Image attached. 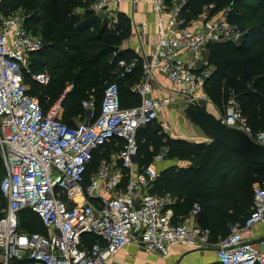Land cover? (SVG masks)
Returning <instances> with one entry per match:
<instances>
[{"label":"built area","instance_id":"built-area-1","mask_svg":"<svg viewBox=\"0 0 264 264\" xmlns=\"http://www.w3.org/2000/svg\"><path fill=\"white\" fill-rule=\"evenodd\" d=\"M121 1L93 0L90 7L108 19L118 12ZM149 2L163 24L152 51L141 57H119L115 66L122 77L140 64V78L130 86L139 102L121 106L119 85L111 81L103 89L99 112L93 98L83 99V118L73 125L62 121L68 86L43 107L24 81L25 73L38 85L50 81L47 71L29 68V57L42 48V38L27 29L20 11L0 12V159L5 169L0 191L6 200L0 216V255L5 264L13 257L26 259L24 264H106L132 242L166 257L169 245L178 241L191 249L213 248L220 264H264V235L251 238L254 227L264 222V180L253 185L252 206L244 222L229 225L226 236L211 242L209 230L196 221L198 202L188 212L192 222L173 223L170 206L175 198L151 191L160 172L154 164L164 160V153L155 154L146 167L136 161L137 129L158 119L169 130L163 112L176 97L210 101L204 91L212 71L209 46L238 45L246 32L228 20L226 11L189 27L181 18L185 0ZM130 3L135 7L137 0ZM159 76L169 82L162 96L154 95ZM221 119L264 143V129L251 130L233 89L228 90ZM112 139L119 148L109 159L102 158L85 180L93 152ZM24 208L36 213L46 233L19 229L18 213ZM85 233L97 240L83 246Z\"/></svg>","mask_w":264,"mask_h":264},{"label":"trees","instance_id":"trees-1","mask_svg":"<svg viewBox=\"0 0 264 264\" xmlns=\"http://www.w3.org/2000/svg\"><path fill=\"white\" fill-rule=\"evenodd\" d=\"M93 0H1L0 12L8 15L14 10L25 17L28 30L43 40L42 48L29 57L33 72L47 71L50 81L38 85L24 74L28 92L38 97L46 107L72 83L62 100V121L73 125L81 111L77 95L95 94L96 113L99 112L102 92L107 83L117 81L120 105L129 107L139 102L130 90L141 74L140 64L122 77L115 72L119 57L138 56L132 50L118 49L123 31L131 29L130 19L117 12L114 23L97 15L90 7ZM225 9L228 20L244 30L238 45L218 42L209 46L207 60L212 68L204 83V91L222 115L228 90L233 89L247 123L253 132L264 129V0H185L181 11L183 24L198 20L205 9ZM212 9V10H211ZM82 12V16L78 13ZM204 17V16H203ZM102 22L98 24V21ZM96 28V30H95ZM92 30V32H88ZM139 60V57H138ZM54 85V86H53ZM48 88L45 93L40 89ZM64 88V89H63ZM63 89V90H62ZM62 90V92H60ZM97 97V99H95ZM155 121V120H154ZM153 121V122H154ZM139 127L136 132L139 167H146L159 152L164 159L186 161L184 166L170 165L160 170L151 191L170 193L171 221L181 222L192 205L198 202L201 211L197 223L209 230V240L218 241L229 232V225L242 224L252 206L253 183L264 177V165L249 161L219 141H194L168 135L159 123ZM119 145L112 139L100 145L87 165L85 180L102 158L109 159ZM5 169L0 159V174ZM0 176V178H1ZM126 178L123 179V181ZM6 200L0 191V216ZM19 229L23 232L46 233L40 219L30 208L18 213ZM97 240L90 233L81 236L83 246ZM13 264H24L26 259H14ZM1 264V263H0Z\"/></svg>","mask_w":264,"mask_h":264},{"label":"crops","instance_id":"crops-1","mask_svg":"<svg viewBox=\"0 0 264 264\" xmlns=\"http://www.w3.org/2000/svg\"><path fill=\"white\" fill-rule=\"evenodd\" d=\"M118 12H123L128 16L130 19L132 33V36L130 37L131 39L122 43V48L132 50L140 57L149 54L153 49V45L163 25L158 22V19L151 11L149 0H137L135 7L130 3V0H122L119 3ZM203 18V16H200V18L195 20V22H189L188 26L197 27L203 21ZM162 21L164 23L165 20L162 19ZM157 82L160 83L161 86H159L158 83L154 85V95H165L168 91L164 87L169 85L168 80L163 76H159L157 77ZM168 120L171 124V119ZM178 121L179 127H176L172 136H183L185 139L205 141L203 139L188 136L187 130H185L180 124V119ZM186 164V161H179L173 158L164 159L154 165L156 168L161 170L170 165L184 166ZM182 221L192 222V219H190L187 214ZM262 235H264V222L257 224L254 227L251 238H256ZM14 259L18 258H10L7 260L6 264H13ZM165 261L173 262L175 264H220L216 258L213 248L191 249L184 241H178L170 244L166 257H162L157 251L145 252L138 244L132 242L125 245L111 258H109L106 264H163ZM0 263L5 264L1 255Z\"/></svg>","mask_w":264,"mask_h":264},{"label":"water","instance_id":"water-1","mask_svg":"<svg viewBox=\"0 0 264 264\" xmlns=\"http://www.w3.org/2000/svg\"><path fill=\"white\" fill-rule=\"evenodd\" d=\"M184 99V96L176 97L167 107L178 111L180 124L187 130L188 136L219 141L241 153L252 163L264 165V143L255 142L244 131L225 124L221 119L220 111L212 102Z\"/></svg>","mask_w":264,"mask_h":264},{"label":"rangeland","instance_id":"rangeland-1","mask_svg":"<svg viewBox=\"0 0 264 264\" xmlns=\"http://www.w3.org/2000/svg\"><path fill=\"white\" fill-rule=\"evenodd\" d=\"M116 9V8H115ZM118 9H119V6H118V8L116 9L117 11H118ZM212 10V9H211ZM14 11H16V10H14ZM225 11V9L223 8V9H221V10H218V11H213L211 14H210V12H209V10L206 8L205 10H204V12L201 14L202 16H204V18H203V20H205V21H207L210 17H212V16H218V15H220L222 12H224ZM80 16H82V12H80V13H78ZM114 14L115 13H112V16L111 17H108V19L110 20V24H112V23H114L112 20H114L115 19V17H113L114 16ZM107 19V20H108ZM102 21L101 20H99L98 21V24H100ZM193 22H195V21H193ZM188 24L189 23H186V25L188 26ZM95 30H96V28H95ZM32 32V31H31ZM88 32H92V30H89ZM33 33V32H32ZM33 34H35V35H37V36H39L37 33H33ZM120 35H122V37H123V39L120 41V43L118 44V49H121L122 48V43H124L126 40H130L131 38V36H132V33H131V29H128L126 32L125 31H123L122 33H120ZM207 55H208V53H207ZM210 64L212 65V62H210ZM209 64V65H210ZM54 86V85H53ZM69 87V89H71L72 88V83H70V82H68V83H66L65 84V86H64V88L65 87ZM63 88V89H64ZM47 89L48 88H42V89H40V93H45L46 91H47ZM62 89V90H63ZM68 89V90H69ZM62 90L60 91V92H62ZM95 96V94H93V92H91V94H86V93H82V94H79V95H77V98H79V99H81V98H85V97H90V98H92V97H94ZM95 99H97V97L95 98ZM78 105V110L79 111H81V113H79V115H77L76 116V118L75 119H73V121L74 122H76L78 119L79 120H81L82 118H83V114H84V109L83 108H80L79 107V104H77ZM168 109V110H167ZM163 116H164V118H166V119H171V127H170V129L169 130H167V133H168V135H170V136H172L173 134H174V131L176 130V127H179V113H178V111L175 109H169L167 106H166V108L164 109V112H163ZM159 123V120L157 119V120H155L153 123ZM0 176H1V174H0ZM262 180H264V177H258L257 178V180L253 183V185L254 184H258V183H260Z\"/></svg>","mask_w":264,"mask_h":264}]
</instances>
